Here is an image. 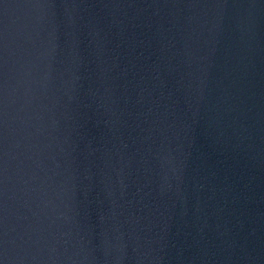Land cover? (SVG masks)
Wrapping results in <instances>:
<instances>
[{
    "label": "water",
    "instance_id": "obj_1",
    "mask_svg": "<svg viewBox=\"0 0 264 264\" xmlns=\"http://www.w3.org/2000/svg\"><path fill=\"white\" fill-rule=\"evenodd\" d=\"M0 264H264V0H0Z\"/></svg>",
    "mask_w": 264,
    "mask_h": 264
}]
</instances>
